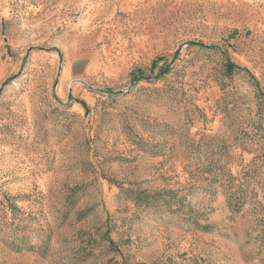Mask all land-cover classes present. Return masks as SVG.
Wrapping results in <instances>:
<instances>
[{
    "label": "rangeland",
    "instance_id": "obj_1",
    "mask_svg": "<svg viewBox=\"0 0 264 264\" xmlns=\"http://www.w3.org/2000/svg\"><path fill=\"white\" fill-rule=\"evenodd\" d=\"M2 71L0 264H264V0H0Z\"/></svg>",
    "mask_w": 264,
    "mask_h": 264
},
{
    "label": "trees",
    "instance_id": "obj_2",
    "mask_svg": "<svg viewBox=\"0 0 264 264\" xmlns=\"http://www.w3.org/2000/svg\"><path fill=\"white\" fill-rule=\"evenodd\" d=\"M194 45H197L196 43H194ZM224 68H225V72L226 74H232L235 71H240L239 67H237L234 63H232L231 61H229L228 59L225 60V64H224ZM10 80V78H8L4 84L6 82H8Z\"/></svg>",
    "mask_w": 264,
    "mask_h": 264
},
{
    "label": "crops",
    "instance_id": "obj_3",
    "mask_svg": "<svg viewBox=\"0 0 264 264\" xmlns=\"http://www.w3.org/2000/svg\"><path fill=\"white\" fill-rule=\"evenodd\" d=\"M4 69H5V68H4ZM4 69H3V71H4ZM3 71L0 73V79H1V77H2Z\"/></svg>",
    "mask_w": 264,
    "mask_h": 264
}]
</instances>
